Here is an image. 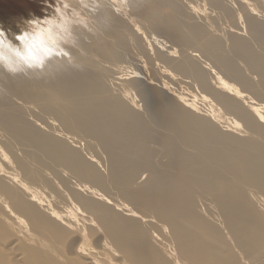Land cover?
<instances>
[{"label":"bare ground","instance_id":"1","mask_svg":"<svg viewBox=\"0 0 264 264\" xmlns=\"http://www.w3.org/2000/svg\"><path fill=\"white\" fill-rule=\"evenodd\" d=\"M58 1L0 27V264H264V0Z\"/></svg>","mask_w":264,"mask_h":264},{"label":"rangeland","instance_id":"2","mask_svg":"<svg viewBox=\"0 0 264 264\" xmlns=\"http://www.w3.org/2000/svg\"><path fill=\"white\" fill-rule=\"evenodd\" d=\"M58 3H59L58 0L57 1L56 0H0V27H1V30L5 31V29H6L7 32L10 31V32L14 33L15 35L18 34V32L22 28H25V27H36L35 29H43L44 30L46 25H47L48 20L51 18L54 19V16H56V14H58V12H56ZM24 24H25V26H24ZM186 91L187 90H185V92ZM198 102H200V103H197V105L202 103V107H201V105L200 106L198 105L199 107H201V109L203 108V106H204V108L206 107L205 110L208 108L207 103L204 104V102H202L200 100H198ZM204 108H203V110H204ZM221 125H224V123ZM61 129H63V131L65 132L64 128L61 127ZM69 133H71V132H69ZM69 136H71L72 138H75L74 140H77V138H78V140L80 142L79 143L77 140V143L73 142V143H70V145H74V144L80 145L83 143L80 146V148L78 149V154L83 158H86L90 155H94L100 164V165H98L100 167L99 169H101L100 171H103L105 173L106 166H107V160L105 161V159H107V157H105L106 154L104 153V151H102L103 149L101 148V146L98 143H96L94 140L90 139L86 135L89 140L96 143V144L93 143V144H95V147L94 146H92V147L87 146L88 145V142H87L88 139L86 140L85 134H83L77 130H73V132ZM76 136H79L81 138L76 137ZM86 143H87V145H86ZM81 148H83V149H81ZM88 148H92V149H88ZM95 148L96 149L98 148V149L96 150ZM80 149H81V151H80ZM86 151L88 153H86ZM103 157H105V159H103ZM102 168H103V170H102ZM194 196H195L194 198L196 200V205L199 206L198 210L201 212V216L204 219H206L207 221L211 222L213 224V226L215 227L216 231L222 237L229 236L228 231L225 229V226H224V220L222 218V212L220 211V208L215 206L216 207L215 213H216L217 218L219 219V223L216 221H214L215 223H213L212 221H210L209 219H207L205 217L204 213H207V215H210V214H209V209H208V206L206 203V202L209 203V201H204V199L205 198L213 199V198L210 195L203 193L199 188H196L194 190ZM255 201L257 202L258 200H255ZM261 201L264 202V199ZM258 202H260V201H258ZM260 203H262V202H260ZM260 203H258L259 207L256 203H255V205H257V207L254 204L253 205L255 206V209L258 208L257 210L259 212H261V214L264 216V212H263L264 206L260 207V205H261ZM262 209H263V211H262ZM213 215H215V214H213ZM247 223H248V221H247ZM252 224L253 223H251V226H252ZM0 237H2V238L5 237V239H3V240L7 241L9 234L5 235L4 237H3V235H1ZM229 241H230V239H229ZM4 244H5V242H4ZM230 244L232 246V249L234 250V253L236 254L237 249L233 247L232 241H230ZM210 248L212 250H221L218 247H210ZM0 255L1 256L3 255L2 257L5 260L4 257L6 255V252L4 251L3 246H1V245H0ZM6 259L9 262L7 255H6ZM238 263L239 264H256V260H251V259H248L247 257L238 256ZM8 264H10V263H8Z\"/></svg>","mask_w":264,"mask_h":264},{"label":"clouds","instance_id":"3","mask_svg":"<svg viewBox=\"0 0 264 264\" xmlns=\"http://www.w3.org/2000/svg\"><path fill=\"white\" fill-rule=\"evenodd\" d=\"M33 47H34V44L33 43H29L27 45L29 55H31ZM25 59H27V57Z\"/></svg>","mask_w":264,"mask_h":264},{"label":"snow or ice","instance_id":"4","mask_svg":"<svg viewBox=\"0 0 264 264\" xmlns=\"http://www.w3.org/2000/svg\"><path fill=\"white\" fill-rule=\"evenodd\" d=\"M31 59H32V60H36V57H31ZM37 62H39V61H37Z\"/></svg>","mask_w":264,"mask_h":264}]
</instances>
